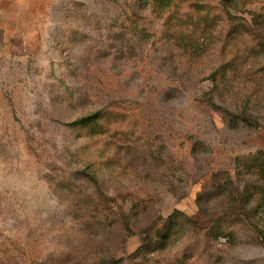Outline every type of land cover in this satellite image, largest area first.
Wrapping results in <instances>:
<instances>
[{
  "label": "rangeland",
  "instance_id": "rangeland-1",
  "mask_svg": "<svg viewBox=\"0 0 264 264\" xmlns=\"http://www.w3.org/2000/svg\"><path fill=\"white\" fill-rule=\"evenodd\" d=\"M0 264H264V0H0Z\"/></svg>",
  "mask_w": 264,
  "mask_h": 264
},
{
  "label": "trees",
  "instance_id": "trees-1",
  "mask_svg": "<svg viewBox=\"0 0 264 264\" xmlns=\"http://www.w3.org/2000/svg\"><path fill=\"white\" fill-rule=\"evenodd\" d=\"M93 118H94L93 115L81 116L80 118H77L75 121H73L72 125L84 126Z\"/></svg>",
  "mask_w": 264,
  "mask_h": 264
}]
</instances>
